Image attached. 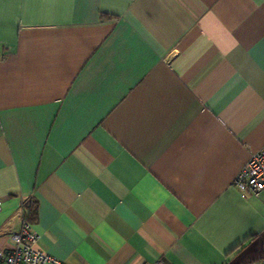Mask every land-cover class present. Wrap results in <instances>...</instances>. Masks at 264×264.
<instances>
[{
  "label": "crops",
  "instance_id": "crops-1",
  "mask_svg": "<svg viewBox=\"0 0 264 264\" xmlns=\"http://www.w3.org/2000/svg\"><path fill=\"white\" fill-rule=\"evenodd\" d=\"M262 148L264 0H0V249L28 201L65 264H264Z\"/></svg>",
  "mask_w": 264,
  "mask_h": 264
},
{
  "label": "built area",
  "instance_id": "built-area-1",
  "mask_svg": "<svg viewBox=\"0 0 264 264\" xmlns=\"http://www.w3.org/2000/svg\"><path fill=\"white\" fill-rule=\"evenodd\" d=\"M233 185L244 195L258 196L264 193V148L252 154L235 177ZM2 206L3 200L0 198V214ZM15 221L19 223L17 229L14 227ZM3 232L11 239V244L0 249V264H65L38 247L40 237L33 224L26 219L23 205L5 225Z\"/></svg>",
  "mask_w": 264,
  "mask_h": 264
},
{
  "label": "trees",
  "instance_id": "trees-1",
  "mask_svg": "<svg viewBox=\"0 0 264 264\" xmlns=\"http://www.w3.org/2000/svg\"><path fill=\"white\" fill-rule=\"evenodd\" d=\"M24 211H25V217L26 219L30 222L33 223L34 221V215H35V211H34V206L33 204L29 203L28 201H25L24 204Z\"/></svg>",
  "mask_w": 264,
  "mask_h": 264
}]
</instances>
